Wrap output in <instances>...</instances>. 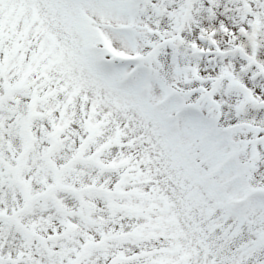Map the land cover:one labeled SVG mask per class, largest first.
<instances>
[{"label": "snow or ice", "instance_id": "obj_1", "mask_svg": "<svg viewBox=\"0 0 264 264\" xmlns=\"http://www.w3.org/2000/svg\"><path fill=\"white\" fill-rule=\"evenodd\" d=\"M0 264H264V0H0Z\"/></svg>", "mask_w": 264, "mask_h": 264}]
</instances>
